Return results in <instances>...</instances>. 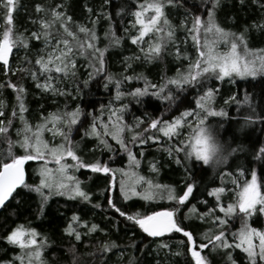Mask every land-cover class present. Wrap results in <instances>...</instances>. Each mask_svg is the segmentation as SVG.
Returning a JSON list of instances; mask_svg holds the SVG:
<instances>
[{"label":"trees","instance_id":"obj_1","mask_svg":"<svg viewBox=\"0 0 264 264\" xmlns=\"http://www.w3.org/2000/svg\"><path fill=\"white\" fill-rule=\"evenodd\" d=\"M104 0H19V9L14 14V35L26 40L29 44L28 48H25L22 43L17 42L19 45V51L16 57H12L11 73H7L5 69L0 68V110L3 115H0V119L4 121V125H7V120L12 118V113H17L13 120V127L10 129L11 139L17 140L23 138V123L19 120L18 106L19 102L16 99V91L8 87L9 83L17 86H23L26 89L24 94L25 103V120L30 126H32L35 120L41 121L44 116L47 117L48 113L63 114L65 110L73 111L76 108V103H72V98H64L54 96L51 92L42 94L39 89L35 87V83L32 81L31 73L38 71L39 66L35 65L37 58V49L39 40L33 39L30 35L31 30L37 28L42 31V25L38 24V19L47 21L51 27L47 30L53 38H64L71 42L74 52L77 53L76 59L78 61V71L75 79L71 76L67 79H63V82L59 84V87H67L69 90L76 87L77 80L82 88L81 99L95 101L96 116L100 117L106 123L108 122V115L111 110L119 108L123 105H127V109L124 113L123 125H126L125 132L121 134L127 142L129 147L136 156V160L139 164H132L128 160L127 154L120 152L118 155L113 156V153L107 150H101L97 148L95 152L92 151L95 140L89 136L86 141L87 147H84V142L81 141L84 128H87L91 124L92 117L89 116L81 127L79 134L72 137L73 143H80L82 151L78 154L86 162L92 163L97 160L106 162L109 157H113V162L110 167L113 169H124L128 175L135 174L136 177H143L140 182L145 186H148V182L151 181L152 185H164L174 189V194L178 197L183 194L186 188L185 178L190 175L192 171H195V179L199 183V187L195 189V197H190V202L186 201L184 207H180L177 213V218L183 222L185 226L189 227V230L193 231L196 238V250L199 249L201 242L207 243L203 240L205 232L215 234L217 231V225L213 223V216H209L207 221H203L197 218L200 213L206 212L205 208L200 201L207 199L209 201V207H213L214 198L207 197V190H211L213 187L226 186L227 191L221 194L222 201L226 206L229 203H235L237 199L236 191L239 189L236 185L232 184L234 176L225 175L223 181H221V173L234 172L238 174L237 166H243L247 169V175L238 178L240 183H244L251 177L252 168L257 169L258 184L260 182L259 164H248V161L253 159L255 152L264 145V124L259 122L251 125L249 130L238 133L234 128L239 123L244 122V117L250 114L246 105H240L232 101L225 104L226 100L235 96L237 100L242 101L245 94H248L254 100H259V93L261 88L264 87V75L257 76L255 79L248 77L244 79H224L223 81H217L214 78L211 81L205 80L204 88L189 86L184 92H179L172 86L174 95H178L179 99L176 101H162L159 99L146 96L141 98L142 102L138 103L132 96L127 93L132 92L135 88H143L145 81L151 84H156L158 87L162 83H166L172 76L175 69L185 71V60L182 58L183 54L188 51L191 55L195 54V46L191 36L188 34L186 28L181 27L182 21L185 20L184 9H166V18L169 24L174 30L175 39L170 42L169 46L164 48L163 55L159 60L146 61L145 60V43L142 42L144 52H141L139 45H132L131 36L134 34V28H131V22L133 16L132 12L138 10L137 5L144 3H151L152 0H111V6L108 8L103 7ZM197 3L199 0H189L186 7L191 6V3ZM37 4L43 6L44 11L36 13L35 7ZM59 6L58 11L65 13L64 21H67L68 17H71V21L68 22L69 30L74 33V37H69L67 33L63 31L60 20H54L51 12L55 9V6ZM264 0H257L253 3V0H245L243 5L240 4V0H221L219 9L214 14V20L223 28L230 29L236 32H243L245 28H248L247 33L248 46L251 48H258L264 53V28L258 30L253 25H264ZM211 7V5H208ZM93 9L92 13H89L87 9ZM121 9V14L117 16V12ZM103 13V15H101ZM199 15L200 13H196ZM5 12L0 10V17H3ZM112 19H108V16ZM192 15L189 13L187 17V28L192 26ZM208 19L207 13H203L204 22ZM35 21V23H33ZM93 21H96L93 24ZM5 21L0 18V33L4 30ZM80 26H84L90 30H94L96 39H91V31L86 36L79 31ZM125 29H128L126 32ZM170 29L164 28V35L166 37L167 32ZM156 36V34H153ZM159 35V34H158ZM120 39L119 45H113L114 39ZM186 38L187 42L182 44L181 39ZM93 43L97 48L106 49V71L102 73L96 80L90 83L87 89L83 88V81L87 79L89 72L93 71V68L89 67V63L92 61L90 55L91 50L87 49V44ZM83 45L86 50V54L80 56V46ZM179 52V58L177 53ZM176 56H173V55ZM135 55L139 56V60H135ZM124 57H129L128 61L124 60ZM172 57L176 60L175 65H172ZM31 61V63H29ZM130 66V67H126ZM98 66V61H97ZM111 74L114 78L122 80L121 91L125 93L121 97L120 101H115V85L114 81L110 85V91L105 90L103 87L104 77ZM131 76L133 79L126 80L125 77ZM41 82H43L41 80ZM213 87L217 89L215 97L212 99V106L216 111L223 108L227 113V117L217 118L209 117L208 122L214 123L219 126L220 123H224V127L221 128V134L224 138H230L233 145L241 146L244 148L243 152L238 151L235 154L233 160H236V166H224L218 170H210L209 167L201 166L200 163L193 161L194 168L185 170V166H178L174 163L175 154L172 158H169L167 152L164 151L168 147L169 143L176 145L178 140L173 137L171 141L163 137L158 130H153L156 134L162 137L163 142L152 143L151 146H141L139 142H136V146L132 147L130 141L132 136L137 133H143L148 128L152 119L160 118L162 123L165 118L168 122H172L175 117H178L181 112L185 110H193L196 107V98L203 95V92L207 87ZM76 93L73 92V98ZM167 95V91L165 92ZM109 101H113L110 107H106L103 115L101 116L100 105H109ZM180 101H183L182 103ZM79 103V101H77ZM68 108L65 109V105ZM41 105L44 106L41 111ZM83 109L84 106L81 105ZM88 113L93 111L91 105L86 109ZM39 112L43 113V117L39 116ZM137 118L143 123L137 126ZM83 119V116H81ZM115 118H113L114 120ZM99 122V121H98ZM21 128V136H17L16 128ZM35 128V127H34ZM109 128H111L109 123ZM111 130H114L112 128ZM47 133L44 134V139H47ZM148 135H152L150 131ZM181 136L179 137V139ZM61 142V138H58L55 143ZM109 142L114 148H119L114 140L109 137ZM143 153V155H141ZM183 159V155L180 156ZM71 163V161H68ZM156 163L158 171L153 172L151 170V164ZM187 165L188 163L185 162ZM40 165L36 161L26 162V181L29 184H36L39 180V174L37 169ZM73 175L77 176L84 185V189L91 194V202H83L80 199L70 200L65 196H52L48 203L44 207L43 214L40 213V200L35 193H30L26 197L25 204L17 207L16 200H12L6 208L0 209V264L5 262H12L15 257L23 256L24 264L26 259H29V255L23 252L19 246H14L8 243L6 237L16 228L18 225L23 224L25 228H32L39 234L37 237L38 244L43 242L41 247V259L36 261V264H67L72 260V256L68 252L69 248L76 249V255L80 257V264H156L157 255L154 249L159 240L147 237L146 234L139 231V229L131 226V222L127 221L124 217H121L119 213L114 209H110L107 204L105 195H114L117 207H120L122 211L129 214L140 213L142 215L150 214L152 211H161L164 209L172 210L177 207L176 201L167 200V192L163 190L161 199L156 197L153 200L145 201L141 197H131L129 200H124L120 195V181L126 182L128 175H123L120 172H116L114 177V187H109L112 177L104 179L103 173L93 174L89 169H80L73 172ZM140 184L138 189H142ZM105 189H108L105 195L101 193ZM206 189V190H205ZM156 191L149 186L148 191ZM264 191V189H261ZM23 191V190H22ZM203 192V194H201ZM99 203L100 208H95L94 205ZM196 206L195 213L190 212L192 206ZM76 213L81 217L82 223L74 225L78 231L81 232L82 242H77L74 236H69L64 229L68 226L70 217ZM216 214L223 215L216 210ZM188 219H185V216ZM243 217H237L232 220L228 225L229 237L232 232H236L240 229L243 223ZM252 227L257 229L264 228V216L254 215L248 221ZM95 223L99 226V230L93 233H88L87 228ZM87 224V227L84 225ZM186 240L182 234H167V243L169 244L173 253L177 251L187 252L186 247H180V242ZM105 245L112 246L110 250L101 253V250ZM143 250V251H142ZM233 255L237 258V264H247L244 254L239 250H232ZM91 254V255H90ZM202 255L206 256L211 264H223L226 257V253L220 250L219 253H213L212 250L206 249L202 252ZM159 259L161 264H194L190 254L186 256H168L165 257L164 253H160ZM15 264H20V260H16Z\"/></svg>","mask_w":264,"mask_h":264},{"label":"snow or ice","instance_id":"obj_2","mask_svg":"<svg viewBox=\"0 0 264 264\" xmlns=\"http://www.w3.org/2000/svg\"><path fill=\"white\" fill-rule=\"evenodd\" d=\"M257 0H253L256 3ZM189 0H152L151 3H141L136 7L138 10L132 12V16L135 18L132 23V28L137 30V35L131 36L132 45H139L141 52H144L142 42L145 38L152 34H159L158 41L154 45H149L148 51L145 53V59L149 62L159 60L163 55V50L169 46L170 42L175 39L174 30L169 24L166 18V9H184L185 20L182 21L181 27L186 28L188 34L195 45V51L198 53L195 64L189 65V73L187 75L180 76L178 78H169L166 83H162L159 87L156 84H151L145 81L143 88L137 87L127 95L132 96L138 103L142 102L141 98L150 96L162 101H176L179 99L178 95H174L172 86L179 92H184L186 88L198 87L204 88L203 81H211L213 78L217 81H223L225 77L232 80L235 77L241 79L251 77L255 79L257 76L264 75V55L258 56L256 61L247 59L250 54L248 47L247 33L248 28H245L239 35L235 33L225 31L223 27L217 24L214 20V14L219 9L221 0H199V5L195 2L191 3L190 8L186 7ZM245 0H240V4L243 5ZM211 5L209 7L208 5ZM19 0H0V10L5 12L2 18L4 23V30L0 33V68L6 70L7 73H11V65L9 61V55L13 48L16 47L19 41L25 48L29 47L26 40L21 39L19 36L14 35V14L19 9ZM111 6V0H104L103 7L108 8ZM264 7V5H261ZM59 7V6H57ZM36 13L44 11L43 6L37 4L35 7ZM89 13L93 12V9H87ZM121 9L117 12V16L121 14ZM206 12L208 16L207 27H204L203 13ZM191 13L192 26L187 28V17ZM196 13H200L197 15ZM51 15L54 20H60L63 31L67 33L69 37H74V33L69 30L68 22L71 21V17L64 21L65 13H62L56 9H53ZM103 15V13L101 14ZM108 19H112L109 15ZM35 23V21H33ZM96 21H93L95 24ZM42 24V36L45 48L51 46V36L47 31L51 25L47 21H41ZM258 30L264 28V25H253ZM164 28L170 29L165 37ZM203 28V32L207 35L210 31L214 30V33L218 41H222L225 44L230 43V51L226 53L215 52L213 47L209 46L207 40L201 45L199 33ZM79 31L86 36L91 31V39L95 40L96 35L94 30H90L84 26H80ZM127 32L128 29H125ZM32 37L36 40H41V32H33ZM120 39H114L113 45H119ZM57 45L63 44V50L53 48L49 53L47 61L43 57L35 60V65L39 66L38 71L31 73L32 81L35 83V87L41 91L42 94L51 92L54 96L64 97L66 99L72 98V103H76V108L73 111L65 110L64 113H49L44 118V122L35 126L33 131L32 126L25 120V103L24 94L26 89L23 86H17L9 83L7 86L13 88L17 95L16 99L19 102V118L24 127L22 130L23 138L12 140L10 129L13 127V120L17 113L13 111L12 118L7 120V125H4V121L0 120V209L6 208L12 200H16L17 207L23 206L26 201V197L30 193H35L40 200L39 211L43 214L44 207L52 196H65L70 200L80 199L83 202H91V194L84 189L83 182L73 172L80 169H89L93 174L103 173L104 179L108 180L109 176L112 177L109 187H114V177L116 172H120L123 175H128L124 169H113L110 164L113 162V157L104 162L97 160L89 163L82 159L78 154L82 151L80 143H73L72 137L79 134L81 127L89 116L92 117L89 127L84 128L81 141L84 142V147H87L85 138L91 136L95 140V145L92 149L93 152L97 148L107 150L113 153V156L118 155L120 152L126 153L128 160L132 164H139L136 160V156L129 147V142L122 138L121 134L125 132L126 125L121 122L124 118L127 105H123L119 108L111 110L108 115V122L112 123L114 130L109 129V123L104 122L100 117L96 116L95 101L81 99L82 88L79 81L76 82V87L69 90L67 87L61 88L59 84L63 82V79H67L71 76L72 79L76 78L78 71V61L76 59L77 53L73 48L69 46V40L57 39ZM238 45L243 46L244 55H240L238 52ZM87 49L91 50L90 55L92 61L89 63V67L93 68V71L89 72L87 79L83 81V88L87 89L91 82L96 80L102 73L106 71V49L97 48L93 43L87 44ZM43 51V50H41ZM59 51L60 55L53 56V53ZM80 56L86 54V50L83 45L80 46L78 53ZM179 52L177 57L179 58ZM139 57H137L138 59ZM190 59V57H185ZM125 61L129 60V57H124ZM98 61V66H97ZM31 63V61H29ZM126 67H130L127 66ZM126 80H131L133 77H125ZM41 80L43 82H41ZM103 87L105 90L110 91V85L113 83L114 78L111 74L104 77ZM115 85V101H120L121 97L125 95L121 91L122 80L116 79ZM167 91V95L165 92ZM73 92L76 93L73 98ZM217 89L209 86L203 92V95L196 98V109L185 110L181 112L178 117H175L172 122L163 121L160 122V118L152 119L148 125V128L143 133H137L131 138L132 147L136 146V142L143 146H151L152 143L163 142L162 137L158 136L155 131L163 134V137L171 141L173 137H176L178 142L176 145L169 143L168 147L164 149L167 152L169 158H172L175 154L174 163L178 166H185L187 171L189 168H194V164H185L186 160L195 157L196 161H200L203 158L204 163H207V158L202 157L201 154V141L206 139L204 136V128L201 127L204 118L227 117L228 113L221 108L219 111L214 110L211 107V101L215 97ZM79 101V103H77ZM234 101L237 106L246 105L250 114L244 117V123L246 125H254L259 122L264 124V87L261 88L259 93V100L256 101L248 94H245L242 101L237 100L235 96L230 97L225 101V104ZM181 103L183 101H180ZM0 101V105H2ZM113 101H109V105H100L101 116L106 107H110ZM81 105L84 108H81ZM91 105L93 111L88 113L87 107ZM44 106L41 105V111ZM68 105H65V109ZM0 115H3L0 113ZM83 116V119H81ZM195 117L193 120L192 118ZM113 118H115L113 120ZM99 121V122H98ZM51 122V127H48V123ZM143 121L137 118V126H140ZM187 123L189 128H192L193 133L188 135L187 139H179L181 136V128L183 124ZM220 128L224 127V123L219 124ZM152 135H148L149 132ZM50 132L52 140L55 141L57 137L61 138V143L54 146L49 145V142L44 139V134ZM17 136H21V130H17ZM109 137L119 145V148H114L109 142ZM238 149H233V152H243L244 148L238 146ZM181 154L183 159L180 158ZM143 155V153H141ZM71 161L69 163L68 161ZM28 161H36L40 167L37 169L39 174L38 183L32 185L25 179V165ZM195 161V162H196ZM55 165V168L49 167V164ZM249 165L253 163L259 164L260 182L258 184V173L256 168L251 170V179L245 180L242 185L238 183V178L247 175V169L238 165V174L234 172L221 173V181L225 175L234 176L232 184L241 188L238 193V200L235 203H229L226 206L222 201L221 194L227 191L226 186L213 187L211 190H207V197L214 198L213 207H209V201L207 199L201 200L200 203L207 208L206 212L200 213L197 218L203 221H207L209 216H213V223L217 225V231L215 234L205 232L203 240L207 243L201 242L199 244L200 251L196 250V238L192 230L185 226L182 221L177 218V213L180 207L187 206L186 201L190 202V197H195V189L199 187L198 181L195 179V171H192L190 175L185 178L186 188L182 195L178 197L174 194V189L164 185H152L149 181L151 189L156 191L140 192L135 188H127L123 180L120 181V195L124 200H129L131 197H141L145 201L153 200L159 195V190L163 189L167 192V200L176 201L177 207L172 210L164 209L161 211H152L150 214L142 215L140 213H127L122 211L114 199V193L112 195H105L108 189H105L102 195H105L107 204L110 209H114L119 213L121 217H124L127 221L131 222V226L139 229L147 237L159 240L154 251L157 255L156 264H161L159 259L160 253H164L165 257L168 256H186L190 254L194 264H211V261L202 252L206 249H211L213 253H219L223 250L227 255L223 261V264H237V258L233 255L235 249H239L245 256L247 264H264V229H257L252 227L248 222L254 215L264 216V145H262L254 154L253 159L247 162ZM203 166L202 164H200ZM226 166H230L229 163ZM151 170L153 172L158 171L156 163L151 164ZM143 177H139V180H143ZM23 190V191H22ZM206 190V189H205ZM203 194V192L201 193ZM163 199V196H160ZM95 208H100L99 203L94 205ZM223 215L216 214V210ZM196 206L193 205L190 212L195 213ZM237 217H243V223L236 232L231 233L229 237L230 222ZM188 219V216H185ZM82 223L81 217L76 213L70 217L68 226L64 229L69 236H74L75 241L82 242L81 232L77 230L74 225ZM87 227V224L84 225ZM99 230V226L95 223L91 227L87 228L88 233H93ZM180 233L186 240L180 242V247H186L187 252L177 251L172 252L169 244L167 243V234ZM38 233L35 229L25 228L23 224L18 225L12 229L10 234L6 237L9 244L19 246V248L29 255V264H33L31 257L34 255L36 260L41 259L40 247L43 246V242L38 245L37 237ZM258 240V244L255 242ZM33 246L35 251H32ZM110 247L105 245L101 250V253H105L110 250ZM143 251V250H142ZM68 252L72 256L71 264H80V257L76 255V249L69 248ZM91 255V254H90ZM16 260H20V264H24V257L18 256L13 259L12 262H5V264H15ZM132 264V261H129ZM191 264V261L189 262Z\"/></svg>","mask_w":264,"mask_h":264},{"label":"rangeland","instance_id":"obj_3","mask_svg":"<svg viewBox=\"0 0 264 264\" xmlns=\"http://www.w3.org/2000/svg\"><path fill=\"white\" fill-rule=\"evenodd\" d=\"M58 6V5H57ZM57 6H55L54 8L57 10V9H59V7H57ZM134 17H133V19H132V22H131V26H132V23L134 22ZM41 19L39 18L38 19V24H40V25H42L41 24ZM207 21H208V19L204 22V27H207ZM132 28V27H131ZM135 30V32H134V34H132V35H137L138 33H137V30L136 29H134ZM224 30L225 31H229V32H232V33H235L236 35H239L241 32H236V31H232V30H230V29H227V28H224ZM33 32H41V40H39L40 42H39V47H38V49H37V58L36 59H39V58H41V57H43V59L45 60V61H47V59H48V57H49V53H51L52 52V49L53 48H58V49H61V50H63V44L61 43L60 45H57V43H56V41H57V39H60L61 41L64 39V38H57V39H55V38H53V36H51V38H52V40H51V46L50 47H48V48H45V45H44V42H43V36H42V31L41 30H38L37 28H35V29H32L31 30V33H30V35L32 36V33ZM158 34H156V36L155 35H150V36H148V37H146L145 38V41H143V43H145V50H147L148 51V49H149V45H154L155 43H157V42H159L158 41ZM199 38H200V42H201V45L203 46V44H204V41L205 40H207L208 42H209V46L210 47H213V49H214V51L215 52H219V53H226V52H229L230 51V43H231V40H230V42L228 43V44H225L224 42H222V41H218V39H217V37H216V35H215V33H214V30L213 31H210L207 35H205L204 34V32H203V28H201V31H200V33H199ZM33 39H35L34 37H33ZM181 42H182V44H185L186 42H187V39L186 38H183V39H181ZM69 46L70 47H72V45H71V42H69ZM193 46H195L194 45V43H193ZM249 47V46H248ZM41 50H43V51H41ZM249 50H250V54L247 56V59H249V60H253V61H256V58L258 57V56H261V55H264V53H263V51H261L260 49H258V48H251V47H249ZM18 51H19V45H18V43H17V45H16V47L15 48H13V50H12V52L10 53V55H9V61H10V65L12 64V57H16V55L18 54ZM196 52V51H195ZM238 52H239V54L240 55H244V50H243V46L242 45H238ZM58 55H60V52L59 51H57V52H55V53H53V56L55 57V56H58ZM197 55H198V53L196 52L195 54H193V55H191L190 53H188V51H186L184 54H183V59L185 60V62H184V64L187 66L186 67V69H185V71H182V70H180V69H175L174 70V72H173V74H172V76H170V78H178V77H180V76H183V75H187L188 73H189V65H192V64H195V62H196V59H197ZM173 56H176L175 54L173 55ZM137 57H139L138 55H135V57H134V59L135 60H139V58L137 59ZM185 57H190V59H188V58H185ZM146 60V59H145ZM170 60H172V65H175V63H176V60H174V57H172V59H170ZM146 61H148V60H146ZM257 63H258V61H256ZM248 78V77H247ZM225 79H229V80H232V79H230V78H228V77H225ZM235 79H241V78H239V77H235ZM244 79V78H243ZM211 103H212V101H211ZM211 107L213 108V106H212V104H211ZM195 109H196V107H195ZM214 109V108H213ZM215 110V109H214ZM18 111H19V106H18ZM0 113H2L1 112V110H0ZM50 113H52V112H50ZM49 114V113H48ZM39 116L42 118L44 115H43V113L42 112H39ZM48 116V115H47ZM44 118H45V116H44ZM193 120L195 119V117H193L192 118ZM1 120V119H0ZM19 120H20V118H19ZM208 120H209V117H208V119H207V121H206V123H210V122H208ZM164 121H168L166 118H165V120ZM44 122V119H42L41 121H38V120H35L34 122H33V124H32V128H33V131H35V126L37 125V124H41V123H43ZM243 123V122H242ZM242 123H239L238 125H241ZM162 124V123H161ZM238 125H236L235 126V130L237 129V126ZM24 126V125H23ZM110 126H111V128H109L110 130L113 128V125H112V123H110ZM48 127H51V122H49L48 123ZM251 128V125H247V127L242 131V132H244V131H246V130H249ZM16 130H21V128L20 127H18V128H16ZM237 131V130H236ZM192 132V128H189L188 126H187V123H185V124H183V126H182V128H181V138L180 139H187V137H188V135L190 134ZM241 133V132H240ZM161 135H163L162 133H160ZM47 139H48V142H49V145H50V147L51 146H54L55 144H59V143H61L60 141H58L57 143H55V141L59 138V137H57V139L55 140V141H53L52 140V136H51V133L50 132H47ZM238 153V152H237ZM236 154V153H235ZM235 154L233 155V157L231 158V160H230V162H229V165H232V166H236V160H233V158H234V156H235ZM226 166V165H225ZM49 167H51V168H55V165L54 164H52V163H50L49 164ZM251 179V177L248 179V180H250ZM238 183L240 184V185H242L241 183H240V180H238ZM140 184V186H142L141 188L142 189H138V185ZM149 184V183H148ZM125 185H126V187L127 188H135L137 191H140V192H145V191H148V189H149V185L148 186H145L144 188H143V185H142V183L140 182V180H139V178L138 177H136V175L133 173V174H129L128 176H127V179H126V182H125ZM239 188V187H238ZM241 190V188H239L237 191H236V198L237 199H235V202L238 200V193H239V191ZM162 192H163V189H161V190H159V195L157 196V197H160V196H162ZM264 229V228H263ZM10 234V233H9ZM257 244H258V240H256L255 241ZM39 245V244H38ZM30 248H32V251L34 252L35 251V248L33 247V246H29ZM40 251H41V247H40ZM197 251H200V250H197ZM30 259V258H29ZM29 259L27 258L25 261H26V263L27 264H29ZM31 260L33 261V264H36V258H35V256L33 255L32 257H31Z\"/></svg>","mask_w":264,"mask_h":264},{"label":"clouds","instance_id":"obj_4","mask_svg":"<svg viewBox=\"0 0 264 264\" xmlns=\"http://www.w3.org/2000/svg\"><path fill=\"white\" fill-rule=\"evenodd\" d=\"M208 118H204L201 127L204 128V136L206 139L201 141V154L202 157L207 158V163H204L203 158L200 161H196L195 157H191L186 160L190 165L193 161H196L203 166L209 167L210 170H218L224 167L230 162L231 158L235 154L233 149H238L237 145L231 143L230 138H224L221 134V128L214 123H206ZM247 125L243 122L237 126V132H242ZM192 132L189 134L191 135ZM70 264V261L67 262Z\"/></svg>","mask_w":264,"mask_h":264},{"label":"water","instance_id":"obj_5","mask_svg":"<svg viewBox=\"0 0 264 264\" xmlns=\"http://www.w3.org/2000/svg\"><path fill=\"white\" fill-rule=\"evenodd\" d=\"M25 179H26V172H25Z\"/></svg>","mask_w":264,"mask_h":264}]
</instances>
